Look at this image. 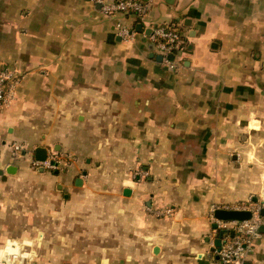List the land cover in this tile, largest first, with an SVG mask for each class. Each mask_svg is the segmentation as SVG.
Segmentation results:
<instances>
[{
  "label": "crops",
  "instance_id": "0c3cea01",
  "mask_svg": "<svg viewBox=\"0 0 264 264\" xmlns=\"http://www.w3.org/2000/svg\"><path fill=\"white\" fill-rule=\"evenodd\" d=\"M144 1L137 20L94 0H0V63L21 75L0 113V213L6 190L37 176L12 163L15 142L77 158L51 173L67 211L42 232L58 264H215L213 206L264 200V0ZM171 21L186 39L176 69L148 35ZM259 230L243 264H264Z\"/></svg>",
  "mask_w": 264,
  "mask_h": 264
},
{
  "label": "rangeland",
  "instance_id": "374dc122",
  "mask_svg": "<svg viewBox=\"0 0 264 264\" xmlns=\"http://www.w3.org/2000/svg\"><path fill=\"white\" fill-rule=\"evenodd\" d=\"M18 143L21 148L16 154H12V163L27 160V167L36 173L37 176L30 177L29 174H24L18 179V181H21L18 187H14L15 189L9 187L10 189H7L4 194L10 203L2 208L3 211L0 214L2 219L5 220L4 226L10 234H8V237L0 238V252L3 255H9V253L14 251L20 252L22 259L24 258L25 261L21 259L20 261H15L16 264H52L53 261V264H58L62 262L61 254L52 255L47 251L48 245L51 244V238L46 239L44 232H42L46 230L48 225L51 226V222L46 221V217L49 214L51 216L52 212L56 213V218L57 215L60 216L67 211L63 206L64 195H61L63 192L58 190L55 185L62 180L60 176H57V182L53 183L51 173L55 170H66L78 159L53 147L51 154L46 159L38 160L33 157L31 152L26 151L29 149L27 144L20 141ZM93 162L99 165H111V161L108 158L93 159ZM133 170L138 171L140 176H147L141 165L133 168ZM18 181L15 180L16 183ZM51 187L53 189H50ZM261 197L264 198V195L262 194ZM89 199H92V197ZM256 201H260V199ZM253 202H255L253 197H249L246 201L239 203V205L249 206ZM52 203L55 204L54 207H52ZM87 209L88 213H93L92 206H88ZM30 216H37L38 232L34 233L33 231L32 234L29 232L30 224L27 221ZM57 219H59L58 226H61L63 218L58 217ZM32 229L34 228L32 227ZM56 230L60 231V229ZM55 241L59 243L61 239L56 238ZM25 251H27V254H25ZM51 255L52 258H48ZM83 256L86 257L85 255Z\"/></svg>",
  "mask_w": 264,
  "mask_h": 264
},
{
  "label": "built area",
  "instance_id": "2783aa9c",
  "mask_svg": "<svg viewBox=\"0 0 264 264\" xmlns=\"http://www.w3.org/2000/svg\"><path fill=\"white\" fill-rule=\"evenodd\" d=\"M101 4L100 9L107 15H114L118 12L128 14L134 13L139 19H143L149 5L144 0H94ZM117 33L122 38L132 37L136 32L133 25L123 20L115 22ZM155 49L162 55L164 65L169 69H176L179 65L178 57L185 46V34L183 30L169 27L166 23L153 25L148 34ZM20 72L16 66L7 63H0V113L16 98L17 85L21 79ZM21 148L18 142L13 144L16 154ZM53 161V160H51ZM146 172V171H144ZM218 205L213 206L211 218L217 223L216 230H222L221 245L216 246L212 240L214 251L217 254L215 264H243L249 249L253 246L254 238L260 234V227L264 225V214L261 213L264 202L255 201L249 206H237L239 209H252L250 218L219 219L214 211ZM231 208V207H224ZM171 208H164L163 212H170ZM159 212H161L159 210ZM27 254V251H25ZM20 256V258H18ZM22 259L20 252L14 251L9 255L0 252V264H16ZM23 261L24 258L22 259ZM16 261V262H15ZM23 263V262H22Z\"/></svg>",
  "mask_w": 264,
  "mask_h": 264
},
{
  "label": "water",
  "instance_id": "95a60500",
  "mask_svg": "<svg viewBox=\"0 0 264 264\" xmlns=\"http://www.w3.org/2000/svg\"><path fill=\"white\" fill-rule=\"evenodd\" d=\"M137 26H139L140 28L143 27L142 23H138ZM162 58V55H159ZM40 151H42V147H38L37 148V157L39 159H46L47 156L45 155H41ZM78 183H81V178L77 179ZM264 202V200H263ZM252 209H239V208H224V207H218L215 209L214 214L217 218L219 219H224V220H228V219H239V220H243L246 218H250L252 216ZM261 213L264 214V207L261 210ZM214 226L217 227V223H214ZM262 227H264L262 225ZM222 230L219 232V236L216 238L215 240V245L216 246H220L221 245V234H222ZM248 264V263H245Z\"/></svg>",
  "mask_w": 264,
  "mask_h": 264
},
{
  "label": "trees",
  "instance_id": "16d2710c",
  "mask_svg": "<svg viewBox=\"0 0 264 264\" xmlns=\"http://www.w3.org/2000/svg\"><path fill=\"white\" fill-rule=\"evenodd\" d=\"M129 14H133V15H135L137 18V20H139V17L136 15V14H134V13H129ZM169 27H172V28H176V29H180L181 28V26H180V24L177 22V21H171V22H167L166 23ZM221 230H219L218 231V235H219V232H220ZM221 236H222V234H221Z\"/></svg>",
  "mask_w": 264,
  "mask_h": 264
}]
</instances>
